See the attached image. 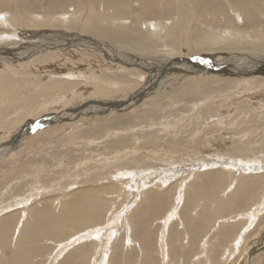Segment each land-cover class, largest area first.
I'll return each instance as SVG.
<instances>
[{
	"label": "rangeland",
	"instance_id": "374dc122",
	"mask_svg": "<svg viewBox=\"0 0 264 264\" xmlns=\"http://www.w3.org/2000/svg\"><path fill=\"white\" fill-rule=\"evenodd\" d=\"M227 25L250 31L247 23ZM28 40L17 39L20 45L8 47L18 49ZM234 46L236 48L225 50L214 48L211 53L199 51L194 59L209 61L214 56L230 57L246 49ZM248 48L247 51H256L253 47ZM44 54L35 52L23 59L10 60L15 66H22L16 68L19 74L3 69V63H0V79L17 82L8 97L13 95V102L4 106L0 104V109L4 110L0 118V207L8 205L13 198L28 200L32 196L24 228L37 225L39 221L58 224L59 227L57 235L48 232L33 234L32 245L29 243L24 249L30 251V261L28 255L25 258L27 264H51L54 257L59 256L55 255L59 250L56 248L58 242L86 227L90 230L93 225L98 227L97 224L104 223L108 227V222L116 224L115 221L119 220L120 229L108 247L113 264H162V259L165 264L168 261L172 264H245L248 254L254 250L257 251L251 264H264V209L253 222L242 217L263 206L260 201L264 196L263 166L254 165L253 161L246 163L250 170L247 173L257 171V175L244 176V171L237 169H210L188 176L184 199L180 203V217L174 220L167 234L170 260L165 251L160 254L162 220L167 218L165 215L169 211L177 208L176 202L172 205L175 193L176 201L177 192H180L177 185L187 176L179 175L162 188L153 182L147 190H142L141 185L133 188L126 184V178L115 177L125 169L156 168L181 159L206 160L216 153L230 160L241 156L248 158L249 154L257 153L254 157L263 160L264 76L237 77L202 72L181 77L174 75L164 81L163 91L147 94L133 105L93 113L92 109L86 110L90 101L99 105L120 93L106 90L85 94V81L75 79L61 91L67 98L54 97L53 101H48L45 97L51 93L38 92L39 86L45 83L39 70L49 65ZM144 80L139 81L143 83ZM73 82L77 86L74 87ZM72 87L84 91L72 97V90H69ZM23 96L27 98L24 106L18 100ZM47 111L53 115L63 114L64 119L73 118L39 125L26 136H19L27 121H38ZM253 146L257 151L253 152ZM188 165H183L186 172L193 169L186 167ZM237 165H242L241 159ZM69 184L67 191L59 190ZM38 189L44 194H36ZM139 191L142 192L138 195ZM137 195L138 201L126 216V207ZM79 203L86 204L82 209L89 204L95 205L100 211L99 220L91 215L76 218L64 213L65 207ZM21 210L24 209L17 208L0 217V233L6 224H10L7 228L9 241ZM41 213L44 217L39 218ZM126 222L132 226L131 242H127L128 233L122 226ZM243 233L244 243L239 248L234 247L235 239ZM92 239L74 246L59 264H90L97 244ZM203 243H207L205 249H202ZM10 255L12 251L9 249L0 251L3 261Z\"/></svg>",
	"mask_w": 264,
	"mask_h": 264
},
{
	"label": "bare ground",
	"instance_id": "6f19581e",
	"mask_svg": "<svg viewBox=\"0 0 264 264\" xmlns=\"http://www.w3.org/2000/svg\"><path fill=\"white\" fill-rule=\"evenodd\" d=\"M232 23H247L250 28L249 33L238 30L236 25L229 28L227 24ZM26 38L29 40L22 47L18 49L8 47L18 44L17 39L26 40ZM234 45H238L237 48H243L242 50L246 49L239 51V54H232L230 57L214 56V59L209 61L194 59L199 51L211 53L214 48L225 50L236 48ZM247 46L255 48L256 51H247ZM35 52L45 53L44 58L49 64L39 70L45 83L38 89L39 93H51V96L45 97L48 101L52 98L54 100V97L60 100L67 98L65 92L61 91L71 85L75 79H81L85 81V94L92 93L93 95L106 90L120 93L118 97H114L111 101H103L99 105L90 101L86 110L92 109L93 113L96 110L101 112L116 110L119 107L133 105L135 102L143 100L147 94L163 91L164 81L173 78L174 75L181 77L190 73L202 72L237 77L264 76V0H0V63H3V69L19 74L16 69L18 65L10 63V60L23 59ZM77 56L80 57L77 58ZM21 67L18 66V68ZM139 80L144 81L142 83ZM1 83L3 86L0 85V104L4 106L13 102L14 96L8 97L11 92L13 93L17 82L8 83V81L0 79ZM73 85L77 86L76 82H73ZM74 87L69 89L72 90V97L84 91L74 89ZM18 100L23 102V106L26 105L27 98L24 96ZM3 111L0 109L1 119ZM47 112L38 121H27L19 136H26L39 125L61 123L65 119L73 118L64 119L63 114L53 115L51 112ZM252 149L253 152L257 151H254V146ZM256 154L251 153L248 158L241 156L230 160L225 155L216 153L206 160L181 159L177 162L168 161L156 168L147 166L144 169H125L115 174V177L117 179L126 178L128 180L126 184H130L133 188H138L137 185H141L142 190H147L153 186V182L155 185L159 183L162 188L172 180H176L179 175L187 176L182 179V183L177 185L180 192H177L176 201L175 193L172 202V205L176 202L177 208L172 212L169 211L165 215V217L168 215L167 218L162 220L160 254L165 251L167 259L170 260L167 234L174 220L180 217V203L184 199L188 176L210 169H237L241 172L244 171V176L257 175V171L247 173L250 170L246 165L253 161L254 165L258 164L259 166H256L264 167V159L255 158ZM240 159L242 165L238 166L237 162ZM199 163H202V166ZM187 164L190 165L186 167L193 168L189 172H186L187 169L183 167ZM182 168L183 172H181ZM70 186L71 184L64 190H59L67 191ZM41 190L36 194L39 195ZM141 192L139 191L138 195ZM138 195L131 202L132 204L126 207V214L124 213L126 216L131 206L138 201ZM32 199V196L28 200L17 197L8 201V205L0 207V217L17 208L24 209L21 210V216L15 224L12 240L8 239L7 228L10 224H6V228L0 233V251L5 252L8 249L12 251V255L4 257V261L0 259L2 264H27L25 258L27 255L29 256L30 251H26L29 248L25 251L24 249L29 243L32 245L31 239L34 240L36 233L38 235V233L48 232L57 235L59 232L58 224H42V221H39V218L44 217L43 213L39 215V224H34L28 229L24 228V219ZM260 201L263 202H261L262 208H260L261 206L256 207L243 214L242 217L245 216L248 221L252 222L257 220L256 216L264 209V196ZM83 204L85 203L65 207L64 213L76 218L91 215L99 220L100 211L96 209L97 207L89 204L85 209H82ZM119 219L121 218L119 217ZM115 222L117 223L108 222V227L105 223L97 224L98 227H94L95 224L90 230L86 227L75 232L66 240L58 242L56 248L59 250L56 249L58 252L55 255L59 256H55L54 260L55 258L56 260H53L54 262L51 260L53 262L51 264H59L60 259L74 246L83 244L84 241H89L92 238L97 241V244L91 254L90 264H113L110 261L108 247L120 229L119 222L121 223V220ZM122 226L128 233L127 242H131L132 226L130 227L127 222ZM84 230L85 234H83ZM13 241H15V245H13ZM244 241L243 233L242 236L235 239L234 247L239 248ZM206 245L207 243H203L202 249H205ZM256 251L248 254L245 264H251V258ZM207 255L209 254L207 253ZM30 259L31 257L28 261ZM166 263L172 264L169 261ZM162 264H165L163 259Z\"/></svg>",
	"mask_w": 264,
	"mask_h": 264
}]
</instances>
